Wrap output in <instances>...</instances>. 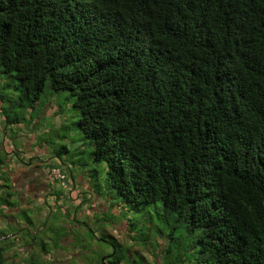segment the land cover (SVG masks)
I'll list each match as a JSON object with an SVG mask.
<instances>
[{"label":"trees","instance_id":"1","mask_svg":"<svg viewBox=\"0 0 264 264\" xmlns=\"http://www.w3.org/2000/svg\"><path fill=\"white\" fill-rule=\"evenodd\" d=\"M49 102L61 122L36 144L57 139L48 159L81 167L106 211L90 227L75 206L74 232L20 211L38 253L18 264H52L70 235L84 264H264V0H0L4 131ZM8 184L0 213L18 205ZM84 237L110 250L90 257Z\"/></svg>","mask_w":264,"mask_h":264},{"label":"rangeland","instance_id":"2","mask_svg":"<svg viewBox=\"0 0 264 264\" xmlns=\"http://www.w3.org/2000/svg\"><path fill=\"white\" fill-rule=\"evenodd\" d=\"M55 111L56 108L53 102H49L42 107L40 118L35 120L30 128L21 125L15 127L14 131H17L16 134H14V131L12 133L4 131V122L0 111V152L3 153L5 149L13 153L17 151V156L12 154L14 157L11 155L7 159L6 162L9 163L8 167L3 166L0 170V176L3 174L9 176L11 188L16 194L12 198V201L18 203L15 208L10 207L2 210L0 213V233H3L0 236V247L2 248L4 264H18L31 255V253H38L36 245H29L26 238L22 236V232L18 230L21 225L24 227L23 221L18 216L20 211H24L35 224H38V221H45L47 226L50 222L52 226H59L65 223L73 232L77 230V226L74 227L66 219V215L67 213L72 214L75 206L79 208L78 219H82L90 227L96 223V216H99L100 212L106 211V204L102 200L89 196L90 192L84 194V192H87L88 187L83 180L84 173L81 172V167H74V178H70L69 174H66L67 169L65 166L59 165L58 159H48V152H51V148L55 149L58 147L57 139L51 135H45V138L49 139L46 141L50 145L41 148L36 144V137L38 135L49 132L48 130L51 127L60 124L61 118L55 115ZM35 123H38V125L33 129ZM63 159L65 160L64 157ZM50 165L57 169H49ZM7 168L9 169L6 170ZM59 171L64 174L62 181L60 180L61 174ZM85 198L91 200L87 202L84 200ZM55 215L58 217L56 222L54 221ZM126 217L132 218L129 215ZM33 230L34 228L31 227L30 232H34ZM108 231L120 242L128 238V231L124 222L109 227ZM79 233L82 234L81 238H83V230L80 229ZM47 234L49 235V233ZM75 236L70 235L60 238L57 246H54L50 242L49 253L41 254V258L52 264L66 262L84 264L79 258V253L82 251L79 249V246H75ZM43 238L41 234L35 236L37 242ZM45 241L49 242L48 239ZM83 241L92 247L90 257L95 256L96 252L105 254L106 251L110 250L104 245H97L95 241L85 239V237ZM141 254L149 264H154L151 252L142 250Z\"/></svg>","mask_w":264,"mask_h":264},{"label":"built area","instance_id":"3","mask_svg":"<svg viewBox=\"0 0 264 264\" xmlns=\"http://www.w3.org/2000/svg\"><path fill=\"white\" fill-rule=\"evenodd\" d=\"M60 180H61V181L63 180V177H62V176H60Z\"/></svg>","mask_w":264,"mask_h":264},{"label":"crops","instance_id":"4","mask_svg":"<svg viewBox=\"0 0 264 264\" xmlns=\"http://www.w3.org/2000/svg\"><path fill=\"white\" fill-rule=\"evenodd\" d=\"M7 161V160H6ZM9 168H7L6 170H8Z\"/></svg>","mask_w":264,"mask_h":264}]
</instances>
